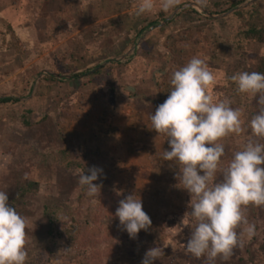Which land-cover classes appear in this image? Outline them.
Here are the masks:
<instances>
[{"label": "rangeland", "instance_id": "1", "mask_svg": "<svg viewBox=\"0 0 264 264\" xmlns=\"http://www.w3.org/2000/svg\"><path fill=\"white\" fill-rule=\"evenodd\" d=\"M140 3L0 0V191L27 220L26 264L87 261L68 246L71 228L94 243L90 264H141L153 247L161 250L155 264H209L186 251L191 197L177 164L163 158L168 138L151 115L170 95L172 73L203 59L215 77L211 94L241 111V131L220 141L222 167L230 162L261 108L260 94L240 93L231 77L264 72V43L248 36L264 29V0H179L168 11L153 0L138 16ZM93 167L103 172L90 197L79 174ZM129 195L152 221L135 239L115 216ZM244 215L255 235L244 233L213 264H264V206Z\"/></svg>", "mask_w": 264, "mask_h": 264}, {"label": "clouds", "instance_id": "2", "mask_svg": "<svg viewBox=\"0 0 264 264\" xmlns=\"http://www.w3.org/2000/svg\"><path fill=\"white\" fill-rule=\"evenodd\" d=\"M178 3L161 0V8L168 11ZM153 7V0H141L136 14L150 13ZM231 79L240 93L260 94L261 108L249 122L251 137L226 166L222 167L225 147L220 141L241 131V111L231 107L230 100L217 101L211 94L215 77L203 59L193 57L172 73L170 95L151 115L152 129L168 138L170 150L163 158L177 164L180 188L191 197V210L182 220L191 227L186 251L197 259L206 257L209 264L217 257L227 259L242 244L244 233L255 235L256 226L248 222L244 209L264 206V73L245 71ZM87 171L90 174H79V184L92 197L103 170ZM115 216L132 239L152 224L135 195L119 202ZM242 226L246 227L238 233ZM26 230V218L9 205L8 193L0 191V264H26ZM160 256V248H150L141 264H155Z\"/></svg>", "mask_w": 264, "mask_h": 264}, {"label": "trees", "instance_id": "3", "mask_svg": "<svg viewBox=\"0 0 264 264\" xmlns=\"http://www.w3.org/2000/svg\"><path fill=\"white\" fill-rule=\"evenodd\" d=\"M243 2V1H242ZM242 2H238L235 4V6H238L239 4H241ZM197 12V11H195ZM248 36L251 38H257L259 39L262 43H264V29H258L257 27H254L252 29H250V31H248ZM264 73V72H263ZM77 76V75H75ZM50 79H57L58 77L55 75H52L51 77H49ZM15 99L11 98V97H7L2 99L3 102H10L13 101ZM33 185V184H31ZM80 235H81V231L78 229H67L66 231V239H67V243L68 246H79L80 247V254L83 256L85 255V260L87 261H81L82 264H90L92 263L95 259H94V253L89 252V248L92 247V245L94 244L92 242V240H90L89 238H87L86 236H84L82 239H80ZM260 251L264 254V242L260 247Z\"/></svg>", "mask_w": 264, "mask_h": 264}, {"label": "water", "instance_id": "4", "mask_svg": "<svg viewBox=\"0 0 264 264\" xmlns=\"http://www.w3.org/2000/svg\"><path fill=\"white\" fill-rule=\"evenodd\" d=\"M185 8V7H184Z\"/></svg>", "mask_w": 264, "mask_h": 264}]
</instances>
